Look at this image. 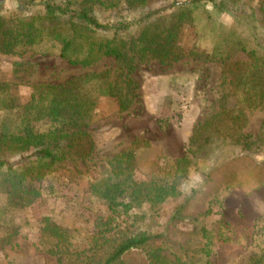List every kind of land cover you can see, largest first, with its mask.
Wrapping results in <instances>:
<instances>
[{"label": "trees", "instance_id": "1", "mask_svg": "<svg viewBox=\"0 0 264 264\" xmlns=\"http://www.w3.org/2000/svg\"><path fill=\"white\" fill-rule=\"evenodd\" d=\"M243 1L14 0L16 13L12 15L0 7V54L54 56L82 68L112 59L127 72L121 86L110 82L107 73L58 85L33 86L31 99L24 105L17 104L9 86L0 83V195L4 200L0 206V228L4 230L0 244L17 231L14 210L29 207L44 191L40 185L31 186L29 180L40 182L58 164L68 159L86 162L93 155L95 145L86 128L94 123L97 98H114L119 112L128 111L135 88L128 74L142 62L179 61L180 33L194 26L200 14L206 20L203 33L206 30L213 38L212 58L209 53L207 57L224 62L236 52L245 54L251 60L247 67L251 81L241 84L244 94L242 90L236 106L223 107L212 117L215 124L224 118V126L214 128L213 123L203 122L195 127L188 152L193 154L191 148L211 150V135L215 134L223 140L222 152L226 151L220 163L256 157L259 146L249 135L240 134L237 123L244 108L259 107L264 101V36L258 32L260 26L264 27V15L259 21L235 18L230 27L216 21L222 14L235 13ZM168 10L174 11L170 20L164 14ZM189 53L202 55L196 47ZM198 135L203 138L200 142L194 138ZM260 137L264 138V124ZM107 164L109 175L90 184L87 194L106 208L108 221L100 225L91 255L78 264H127V256L135 251L144 255L145 264H211V235L196 224L200 214H185L184 206L174 212L172 222L189 224L193 239L179 242L178 251L168 255L164 252L169 248L153 245L159 235L152 230L164 204L183 196L180 182L187 178L191 167L187 157L172 163L166 177L145 180L135 178L138 169L132 148L108 158ZM225 184L232 185L227 181ZM255 185L264 186V177L255 180ZM112 220H120L132 231L105 238ZM39 231L47 254L58 259L72 255V235L66 228L44 217ZM254 249L247 264H264V228Z\"/></svg>", "mask_w": 264, "mask_h": 264}, {"label": "rangeland", "instance_id": "2", "mask_svg": "<svg viewBox=\"0 0 264 264\" xmlns=\"http://www.w3.org/2000/svg\"><path fill=\"white\" fill-rule=\"evenodd\" d=\"M2 1L0 7L4 12L16 13L14 0ZM206 6L211 9L210 3ZM262 11L264 0H244L235 13L222 14L216 21L224 27H230L235 18L259 21L264 15ZM164 14L170 20L174 11ZM204 23L206 20L200 14L194 26L181 31L177 45L179 61L142 62L128 74L135 86L128 111L119 112L114 98H97L94 123L86 128L95 145L93 155L86 162L68 159L58 164L40 182L29 180L31 186L40 185L44 191L29 207L12 213L17 231L0 244V264H78L90 256L95 248L94 237L109 215L101 203L87 194L90 184L109 175L108 158L129 148L135 153L137 180L166 177L169 166L184 156L191 162L187 178L180 182L182 198L165 203L154 223L152 232L159 235L153 240L154 246L169 248L164 252L168 255L178 251L179 242L193 239L189 224L172 222L174 212L184 206L185 214H200L196 224L211 235V264H247L264 228V186L255 185V180L264 177V166H260L264 162V138L260 137L264 101L259 107L244 108L237 123L241 126L240 134L249 135L259 146L256 157L220 163L226 151L222 152L223 140L215 134L211 135V150L191 148L193 154L188 152L195 127L203 122L213 123L214 128L224 126L227 122L224 118L215 124L212 117L223 107L236 106L242 90L244 94L241 84L251 81L247 69L251 60L245 54L236 52L224 62L211 59L213 38L206 30L203 33ZM258 32L264 36V27L260 26ZM194 47L202 55H191L189 51ZM102 73L121 86L127 72L112 59L82 68L54 56L0 54V83L9 86L20 105L30 101L33 86L58 85ZM199 136L194 137L198 142L203 139ZM226 181L232 185L226 187ZM3 202L0 195V206ZM208 210L210 213L206 214ZM44 217L71 233L72 255L58 259L42 248L39 230ZM112 221L105 238L121 237L132 231L120 220ZM3 232L0 228V236ZM126 261L145 264L144 255L137 251L127 256Z\"/></svg>", "mask_w": 264, "mask_h": 264}]
</instances>
